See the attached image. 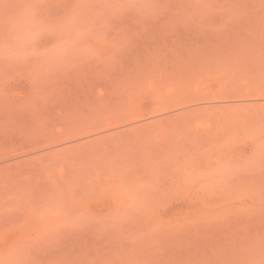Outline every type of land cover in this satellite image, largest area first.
Segmentation results:
<instances>
[{
  "label": "rangeland",
  "instance_id": "1",
  "mask_svg": "<svg viewBox=\"0 0 264 264\" xmlns=\"http://www.w3.org/2000/svg\"><path fill=\"white\" fill-rule=\"evenodd\" d=\"M0 264H264V0H0Z\"/></svg>",
  "mask_w": 264,
  "mask_h": 264
}]
</instances>
